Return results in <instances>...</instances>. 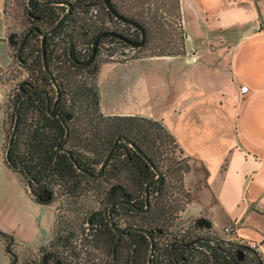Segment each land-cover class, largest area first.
Listing matches in <instances>:
<instances>
[{"label":"trees","instance_id":"1","mask_svg":"<svg viewBox=\"0 0 264 264\" xmlns=\"http://www.w3.org/2000/svg\"><path fill=\"white\" fill-rule=\"evenodd\" d=\"M57 1L60 0H44L45 3L30 11L23 5L28 25L16 36L8 33L9 56L22 68L23 75L16 79L4 103L2 125L6 147L10 139L4 161L20 175L32 198L39 203L52 202L55 185L65 187L70 195L78 189L98 190L106 206L92 212L91 222L87 223L89 216H86L78 228L63 227L62 233H57L61 227L55 225V218L54 234L38 250L40 255L37 250L24 248L34 256L17 258L15 264H264L258 252L218 239L216 232L196 224L195 220L172 228L188 201L181 182L188 170L186 157L168 160L162 157L173 152V148L178 149L160 122L139 115L107 116L99 112L95 78L98 65L107 60L120 61L109 59L112 54L142 50L146 36L136 47L125 43L138 40L140 32L108 18L101 0H61L74 6L42 41L51 76L44 70L42 33L68 8ZM174 4L179 10L177 0ZM176 24L175 49L137 52L129 58L182 53L184 36L180 23ZM107 28H119L120 32L113 29L112 33L107 32L113 37L105 35L96 40L106 34ZM100 50L106 56H98ZM54 103V112L50 114ZM118 135L120 138L98 177L79 170L82 167L97 172ZM129 143L137 146L161 172L160 184L153 180L154 170ZM65 147L70 153L63 150ZM144 189L147 207L141 211L145 207ZM113 203L114 223L122 221L123 225L131 226L123 233L114 231L109 224L107 210ZM141 229L148 230L151 239ZM0 238L4 247L12 239L1 230ZM15 243L12 239L9 246L12 253ZM238 251L242 257L237 261ZM4 253L10 262L11 256Z\"/></svg>","mask_w":264,"mask_h":264},{"label":"crops","instance_id":"2","mask_svg":"<svg viewBox=\"0 0 264 264\" xmlns=\"http://www.w3.org/2000/svg\"><path fill=\"white\" fill-rule=\"evenodd\" d=\"M3 4L0 0V68L5 70L12 60ZM177 5L182 53L101 62L95 73L99 112L160 122L188 165L181 177L188 201L179 215L191 221L202 217L218 234L234 221L231 234L255 241L264 261V0H177ZM4 103L0 84L5 188L0 195L33 206L41 219L28 245L9 234L22 260L29 255L24 248L38 251L53 236L55 209L53 202L32 198L2 159ZM15 218L26 223L21 207ZM4 252L0 238V264H9Z\"/></svg>","mask_w":264,"mask_h":264},{"label":"rangeland","instance_id":"3","mask_svg":"<svg viewBox=\"0 0 264 264\" xmlns=\"http://www.w3.org/2000/svg\"><path fill=\"white\" fill-rule=\"evenodd\" d=\"M26 1L4 0V4L2 5L6 28L15 36L16 34H20L28 25V20L23 10V5L26 4ZM116 3L121 6L125 15L130 16L141 24L144 36H146L144 48L142 50L138 49L135 52L132 51L131 55L137 52L138 54H149L151 51H167L176 48L178 41V24L176 22L178 21L180 23V18L178 20L176 18L178 9L174 4V0H120ZM179 27H181V23ZM22 75V68L17 62L13 61L5 67L4 71H1L0 84L3 87L5 86L4 88L6 89H11V87H14L16 79ZM3 138L2 146L5 150L6 138L5 136ZM181 156L182 154L174 148L173 152L170 151L167 154H162L165 160L171 157L177 158ZM1 186L0 184V193L5 191V188ZM64 188L55 185L52 187V202L55 209V218L57 219L55 225L61 227L57 233H62L64 231L63 227L67 228L75 225L78 228L80 223L85 222L86 216L88 217L93 211L106 206L103 196L98 195V190L93 191L88 188L78 189L76 194L70 195L69 191ZM18 200L6 194L4 196L0 195V225L8 229V232L5 233L20 238L24 243L32 242L34 239V228L41 219L40 216L35 214L33 206L21 202L20 199ZM19 207H21L26 217L25 224L16 221L15 214ZM176 217L177 219L174 220L172 228H179L180 226L187 225L191 221L190 219L187 220L181 217L179 214ZM38 252L40 255L41 251ZM31 256L34 255L27 257L25 254L22 259H32Z\"/></svg>","mask_w":264,"mask_h":264},{"label":"water","instance_id":"4","mask_svg":"<svg viewBox=\"0 0 264 264\" xmlns=\"http://www.w3.org/2000/svg\"><path fill=\"white\" fill-rule=\"evenodd\" d=\"M31 1H32V0H27V4H28V7H29V8L32 7ZM103 1H104L105 4L109 7L110 11L112 12V14H114V16H115L116 18H118V19H120V20H122V21H125V23L130 24V25L133 26L134 28L138 29V31L140 32V38H139L138 40H135V41H132V42H125V43H127V44H129V45H131V46H133V47H136V46L140 45V43H142L143 40H144V33H143V31H142V27L140 26V24H139L138 22H136V21H134V20H132V19H128V18H126L125 16H123L122 14L117 13L116 11H114V10L112 9V6L110 5V3H109L108 0H103ZM57 3L65 4V5H67V7L70 6L69 2H61V0H60V1H57ZM66 14H68V9H67V10L61 15V17H59L58 21H57V22H56V23H55L50 29H48L47 31H45L44 33H42V38H41L42 55H41V58H42V63H43L44 70L48 73L49 76H51V73H50V70L48 69L47 63H46V61H45V51H44V47H43V42H42V41H43V39H45V36H46L48 33H50V32L55 28V26L58 24V22H61V21H62V19L66 16ZM120 38H121L122 40H125V39H123V37H120ZM97 39H98V37L96 38V40H97ZM94 44H95V41H94ZM93 55H94V51L92 52V56H93ZM51 80L53 81V78H52V77H51ZM54 84H55V83H54ZM55 86H56V85H55ZM55 105H56L55 103H54V105H52V109L49 111L50 114H52V113L54 112ZM119 138H120V136L118 135V136L116 137V139L113 140V144H112V146L110 147V149H109L107 155L104 156V158H103V160H102V162H101V164H100L99 170H98L97 172L91 173L89 170H87L86 168H82V167H79V170L83 171V172L86 173V174H89V176H91V177H98L99 174H100V172L103 171V165L106 164L107 159H108V157L110 156V154H111V152H112V150H113V148H114V146H115V144H116V141H117ZM9 145H10V139H9V141H8V145H7V147H6V151H5V153H4V156H5L6 160H7V153H8V150H9ZM129 145H130L134 150H136L137 153H138L139 155L142 156V158H143V160L146 162V164L150 165V167L154 170L155 176H154L153 180H156L157 183L160 184L161 181H162V178H161V175H160L161 172H160L156 167H154V165L150 162V160H148V159L146 158V156L143 154L142 151L138 150L137 146L133 145L132 143H129ZM63 150L66 151L67 153H70V149H69V148H66V147H65V148H63ZM74 164H75V166H78L77 163H76L75 161H74ZM143 194H144L145 207H143V208L141 209V211H145V209H146V207H147V194H146V189L143 190ZM113 206H114V204H111V206H109V207H108V210H107V212H108V216H109V218H110V222H109V224H110L111 228H112L114 231L122 233L124 230H127V229L130 228L131 226L120 227L119 225H117L116 223H114L115 221H114V218H113V216H112V214H111V211H112V207H113ZM92 216H93V213H91V214L89 215L87 223L90 222ZM195 222H196V224H198V225H202V227H208V225H209L208 221L205 220V219L202 218V217H197V218L195 219ZM141 230H142V231L148 236V238L151 239L148 230H146V229H141ZM11 241H12V239L9 238V240H8L7 244L5 245L4 249H5L6 253L9 254V255L11 256V260H10L9 264H15V262L17 261V256H16L14 253H12V251H11L10 248H9V246H10V244H11ZM149 246H150V250H149V255H150V253H151V247H152V243H151L150 240H149ZM241 257H242V254H241V252L238 251V256H237V259H236V260H237V261L240 260Z\"/></svg>","mask_w":264,"mask_h":264},{"label":"built area","instance_id":"5","mask_svg":"<svg viewBox=\"0 0 264 264\" xmlns=\"http://www.w3.org/2000/svg\"><path fill=\"white\" fill-rule=\"evenodd\" d=\"M125 50H124V52H125ZM129 50L130 51L126 52L125 55L124 54L121 55V54H117V53L112 54L111 56H109V59H111V60H122V59L126 60L131 56L132 50L131 49H129ZM102 52L103 51L100 50L98 56H101V57L106 56V54H104ZM1 71H3V70H1ZM1 71H0V73H1ZM14 87H15V84H14ZM4 89H5V97H7V95L11 93L13 87H11V89H9V88H7V89L4 88ZM245 89H246L245 86H241L240 92H244ZM4 117H5V114H4ZM4 153L2 154V159H4ZM234 225H235L234 221H229L225 225L221 226L220 233L219 234L216 233V235L218 236V239H220L222 241L229 242L230 244H233L236 247H240L243 249H248L250 251L257 252V245H256L257 243L255 241L251 240L250 238H245V237H241V236H234V234H231Z\"/></svg>","mask_w":264,"mask_h":264},{"label":"flooded vegetation","instance_id":"6","mask_svg":"<svg viewBox=\"0 0 264 264\" xmlns=\"http://www.w3.org/2000/svg\"><path fill=\"white\" fill-rule=\"evenodd\" d=\"M102 1V4H103V12H104V14L108 17V18H113L114 20H116V22L117 23H120L119 25L120 26H123V25H125V26H129L130 24H128V23H125V21H122V20H120V19H118V18H116L115 16H114V14H112V12L110 11V9H109V7L105 4V2L103 1V0H101ZM109 1V3H110V5L112 6V9L114 10V11H116L117 13H120V14H122L123 16H125L126 18H128V19H131L129 16H127V15H125V13H123V11H122V9H121V6L119 5V4H117L116 2L117 1H120V0H108ZM43 3H45L44 2V0H32L31 1V4H32V7L31 8H29L28 7V4H27V1H26V5H25V8H26V10L27 11H30V10H32V9H35V8H37L38 6H40V5H42ZM73 4H71L70 3V6L67 8L68 9V13L72 10V8H73ZM66 9V10H67ZM65 10V11H66ZM133 20V19H132ZM133 27V26H132ZM110 29H114L115 30V33H119L120 32V29L119 28H110ZM136 29V28H135ZM112 30H109V28H107V29H105V31H106V34H102V35H99V36H97L98 37V39H101L102 37H104L105 35H110V34H108L107 32H109V33H112ZM12 37V36H11ZM11 37H10V39H11ZM96 37V38H97ZM109 37H113V36H109ZM97 39V40H98ZM132 39V38H131ZM96 41V40H95ZM133 41H134V39H133ZM93 46L95 47L96 45L95 44H93ZM93 51H95V50H93ZM4 71V70H3ZM143 197H144V194H143ZM114 204V203H113ZM114 206H116V204H114ZM114 206L112 207V211H113V208H114ZM112 211H111V214H112ZM108 213V212H107ZM113 216V215H112ZM92 217H94V214H93V216ZM91 217V218H92ZM114 218V217H113ZM121 219V218H120ZM90 222H91V220H90ZM117 225H119L120 227H124V226H130V225H123L122 224V221H120V222H117ZM126 230H124L123 232H125ZM122 232V233H123Z\"/></svg>","mask_w":264,"mask_h":264}]
</instances>
